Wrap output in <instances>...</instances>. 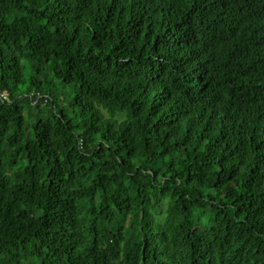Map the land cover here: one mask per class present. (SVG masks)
I'll list each match as a JSON object with an SVG mask.
<instances>
[{"label":"trees","instance_id":"1","mask_svg":"<svg viewBox=\"0 0 264 264\" xmlns=\"http://www.w3.org/2000/svg\"><path fill=\"white\" fill-rule=\"evenodd\" d=\"M0 264H264V0H0Z\"/></svg>","mask_w":264,"mask_h":264}]
</instances>
